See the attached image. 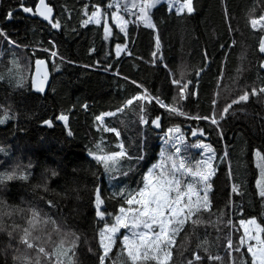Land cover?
Here are the masks:
<instances>
[{"label":"trees","instance_id":"1","mask_svg":"<svg viewBox=\"0 0 264 264\" xmlns=\"http://www.w3.org/2000/svg\"><path fill=\"white\" fill-rule=\"evenodd\" d=\"M114 1L47 0L53 19L45 22L23 11L31 7L35 12L38 0H0V118L9 117L0 124V172L30 173L27 181L14 179L0 186V221L9 230L13 224L29 228V241L49 252L66 237L61 254L53 257L60 264L69 263L70 258L75 264H100L98 232L104 221L96 215L95 189L99 188L103 200L100 210L113 217L119 214L123 199L113 194L143 186L146 173L158 160L161 135L179 127L190 143L201 140L211 145L216 172L210 179L211 212L201 211L185 224L176 237L170 264L190 260L193 264H230V259L241 264V253L229 256L228 240L233 247L239 246L241 220L256 218L264 226V198L256 185L260 179L256 152L264 155V93L250 95L247 102L232 101L245 91L264 87V52L259 50L264 29L250 24L251 19L264 15V0H193L191 15L178 14L163 3L150 15L155 28L129 24L125 36L115 28L109 38L103 25L85 21L97 6L104 12L113 9L108 6ZM56 21L59 28L52 26ZM120 43L125 49L117 54ZM39 59L48 62L52 74L45 93L38 92L33 83V68ZM181 73L182 83L191 81L183 93L186 99L172 83ZM145 89L187 115H172L154 100H133L125 107L129 99L143 96ZM228 104L232 107L223 113ZM139 105L144 106L143 112ZM107 113L116 115L102 122L96 119ZM213 114L218 128L210 119L189 118ZM61 115L67 117L66 124L59 119ZM141 116L148 120V136L140 126ZM157 117L160 133L151 128ZM105 128L117 129L120 136ZM121 142L133 158L123 160L121 170L131 167V171L126 176L113 173L115 180L110 185L103 166L89 153L119 151ZM140 155L144 159L137 161ZM233 185L239 187V194L232 191ZM30 209L37 210L47 223L30 227L26 222ZM197 218L202 223L193 226L191 220ZM106 219L112 222V217ZM69 233L79 236L74 257L68 249L75 237ZM21 235V229L13 233L16 239L9 248V237L0 232V264H26L24 256L36 264V250L19 244ZM121 248L122 243L116 242L106 264L112 260L130 264ZM197 254L200 261L195 260ZM14 255L21 260L14 261ZM39 259L40 264H49L42 254Z\"/></svg>","mask_w":264,"mask_h":264},{"label":"snow or ice","instance_id":"2","mask_svg":"<svg viewBox=\"0 0 264 264\" xmlns=\"http://www.w3.org/2000/svg\"><path fill=\"white\" fill-rule=\"evenodd\" d=\"M160 0H141L139 10V20L148 28H155L156 25L153 23L151 16L149 15V9L156 6ZM116 7H119V3L117 2ZM133 8L137 5L135 0H133L132 4ZM108 7H113V5H109ZM127 8L125 7V11ZM186 10L187 14L191 15L195 8L193 7V0H183V3L179 5L177 8V12L184 13ZM23 11L32 14H39L45 20H52V7L49 6L45 0H38V6L33 12V8L24 7ZM100 16L101 11L97 6V11L92 12L89 20L85 21V24L94 22L96 24H100ZM112 16L115 17L117 21H122L121 31H124V25L128 22L124 20L123 17L119 16L118 13H112ZM12 13L9 12L7 14V18L11 19ZM264 15H261L258 19H251L250 24L254 29H257L259 25V29H264ZM52 26L55 28H59L60 24L58 21L53 22ZM107 30V29H106ZM0 34H2V30H0ZM14 43V41H12ZM157 48H159V39L157 37ZM117 54L121 51V46H116ZM261 52H264V38H262L260 48ZM131 54V53H129ZM52 55H56V53H52ZM155 56L156 53H153ZM44 64V61L38 60L36 61V74L40 75L39 66ZM166 67V66H165ZM264 67V65H262ZM239 71V70H238ZM3 79V77H0ZM47 80V73L45 72L37 83L34 81V86L37 91H44V84ZM183 73L180 74V79H172V83L178 85V93L183 97L184 91L187 89L188 84L191 81L183 82ZM135 83V82H133ZM17 87H22V84H17ZM261 93H264V87L259 90L253 88L251 93L245 91L242 95L239 96L238 99L233 100L232 104H238L240 102H247L251 96H259ZM144 99L148 103H151L155 100V103L158 104L161 108H167L168 111L172 115H180L186 116L187 113L182 111L179 108L172 107L171 105H166L162 100L158 97H152L147 90H144L143 96H137L133 99H129L126 102L125 107L133 104V100H141ZM176 98H172V104H175ZM215 103V101H214ZM232 104H228L224 109L223 113H227L228 109L232 107ZM141 111H144V106L139 105ZM118 111H123V109H119ZM223 113L221 115V119H223ZM107 116H114L116 113H107ZM190 119H203V120H211L212 124L218 126V121L215 119V115L212 117L208 116H190ZM9 117L5 114L2 118H0V124L6 123ZM60 120L67 121V117L61 115L59 117ZM97 120L103 121V116H99L96 118ZM141 121L145 124L148 123V120L141 116ZM49 126L52 125L51 121H45ZM156 127H160L159 117L152 121ZM105 131L113 132L117 137L120 136V132L115 128H105ZM179 132V127L174 129H169V132ZM203 134V133H201ZM192 135H196L194 131ZM222 135V133H221ZM182 139V138H181ZM201 147L207 148L209 152H214L211 145H200ZM120 150L114 151L107 154H95L89 153L92 155L95 161L102 165L106 172L112 173L116 172L119 175L126 176L128 171H131V167L127 171H122L121 162L123 160H132L133 158L128 156L127 152L124 150L123 143H119L117 146ZM97 149L99 151H103L100 149V145H97ZM176 153H180V148L177 147L175 149ZM227 152H225V156ZM256 156L261 160H264V155H262L259 151L256 152ZM137 161H141L144 159L143 155L135 157ZM213 157L209 156L205 161H198L194 167H186L185 159L183 157L180 158L177 163L175 157L172 155L167 156V160L170 161V166L166 167L164 162L162 161L159 165H154L153 169L148 172L147 176L144 178L145 182L143 186L137 189L134 192L125 193L124 191H120L119 193H114L113 195H119L123 199V203L119 207V214L113 217L112 213H106V211L100 210V205L103 204V200L101 199L99 188L95 189V201L97 212L96 215L104 221V226L98 232V243L100 246L101 254L98 259L100 264H106V261L109 258L110 253L112 252L113 247L116 245L117 239L121 240L122 248L121 254L123 255L125 252L127 254V261L130 264H148V262H154V264H170L172 258V248L175 247L176 237L179 235L181 231L184 230L185 224L191 219L192 216H196L201 211L211 212V202L209 200V191L211 190V184L209 183L210 177L214 175V170L212 169V161ZM31 167V165H29ZM260 167V179L257 180L256 185L259 189V196L264 198V166L257 165ZM177 173H180L177 176ZM53 176H56L57 173L55 171L52 172ZM186 177H191L190 180H186ZM30 178V173L27 172H17L13 169L11 172H0V186H4L7 181L22 180L27 181ZM203 184V188L201 190H197L196 185ZM39 187V185H37ZM47 191V188H45ZM201 191L203 195H201ZM232 191L239 194V187L237 185L232 186ZM193 196L196 197L195 201H193ZM3 203V202H0ZM51 204V201H49ZM124 205H127L125 207ZM20 212L25 211L24 209H17ZM31 213L30 218H27V224L35 228L41 222L47 223L46 220L41 217L40 213L35 209L28 210ZM4 215H11V213L5 212ZM107 217H112V222L110 223ZM50 219V218H49ZM54 224L55 221H52ZM202 221L197 218L195 220H191V224L193 226L201 224ZM228 223H231L229 221ZM240 224L244 226V232L239 238V246L233 247L232 240L229 239L227 243V249L229 250V256L231 257L232 252L241 253V264H264V238L261 237V233H264V226L257 223L256 218H251L249 220H241ZM247 225H254V232L249 230ZM21 229L23 235L19 236L18 243L26 246L27 249H35L37 253L36 264H40V255L47 258L49 264H60L59 260H53L54 256L60 253V249L64 245V239L62 238L59 244L54 248L52 252L47 251L44 247L39 246L36 243L30 242L28 237L31 235L29 228L23 227L18 224H13L11 226V230L6 228L2 221H0V232H5L9 237L8 247L12 248L11 241L16 239L13 236V233L17 230ZM121 229H127L129 231V235H122V237L117 234L120 233ZM56 231H59L57 227ZM67 235H72L75 237V240L72 242L71 248L68 251L73 253V257L75 256V248L78 247L76 241L79 240V236H76L75 233H69ZM39 240V237H36ZM51 240V236H49V241ZM254 242V243H253ZM246 250V251H245ZM19 251V249H16ZM89 251H92L89 249ZM206 251V250H205ZM202 257L200 255H195V260L200 261ZM208 259L221 261L222 257L219 256H209ZM14 261H20V256H13ZM23 260L26 264H31V259L28 256H24ZM69 264H75L74 259L70 258ZM111 264H117L115 260L111 261ZM188 264H193V261H188ZM230 264H236L234 259H230Z\"/></svg>","mask_w":264,"mask_h":264},{"label":"rangeland","instance_id":"3","mask_svg":"<svg viewBox=\"0 0 264 264\" xmlns=\"http://www.w3.org/2000/svg\"><path fill=\"white\" fill-rule=\"evenodd\" d=\"M117 2L119 3V7L115 6ZM135 3L137 6L135 8H133V6H132L133 0H115L113 3V9H110L109 11H105V12H104V10L99 9L101 11V16H100L101 22H100V24H97V25H103L105 27V31H106L107 36L109 38L114 36L115 28L121 34H123V36H125L129 24H135L136 26H140V24H143L139 20V15H140L139 6L141 3V0H135ZM163 3H167L169 5L170 9L177 12V8L179 7L180 4L183 3V1L160 0V2L157 3L155 7L149 9V15H151V12L157 6H159ZM125 7L127 8L126 11H125ZM114 12L118 13L119 16L123 17L124 20H126L128 22L127 24L124 25V29H125L124 31H121V24L123 22L117 21L115 19V17L112 16V13H114ZM184 13H187L186 10ZM180 14H183V13H180ZM261 23H264V22H261ZM90 24H96V23L90 22ZM258 28H259V25L257 26V29ZM120 45H121V50H124L125 46L123 45V43H120ZM141 100H144V99H141ZM114 116L105 115L103 117V120L105 118L114 117ZM62 122L65 124L67 123V121H63V120H62ZM100 122H102V121H100ZM140 126L143 129L145 136H148L147 124L143 123L141 121V119H140ZM215 126L217 128L219 127V125L218 126L215 125ZM151 128H152V126H151ZM170 129H174V128H170ZM160 140L162 142L161 151H160V154L158 156V160L154 165H159L163 161L165 166L169 167L171 162L167 160V156L172 155L173 157H175L177 163L179 162L180 158L183 157L185 159L186 167H194L198 161H205L208 159L209 156H212L213 157V159L211 161L212 169L214 170V173L216 172V166H215L216 155H215V153L209 152L207 148L200 146V145H209L208 143L199 140L197 142H194V144H192L189 141H187V139L185 138V136L181 130L179 132L173 131L171 133L169 132V130H167L164 134L161 135ZM177 147L180 148V153H176L175 149ZM92 158H93V156H92ZM256 164L263 166V160H261L259 157L256 156ZM153 166L149 169V171H151L153 169ZM258 168L260 169V167H258ZM260 171H261V169H260ZM148 172L146 173L145 177L147 176ZM113 173H116V172H112V173L106 172L107 178H109V180H110V185H113L114 180H115ZM179 175H180V173H177V176H179ZM212 176L210 177V179L212 178ZM185 179L190 180L191 177H186ZM209 183H210V180H209ZM196 188H197V190H201L203 188V184L196 185ZM201 195H203L202 191H201ZM195 199H196V197L193 196V201H195ZM247 227L252 232V234H255V232H254L255 226L254 225H247ZM242 230L244 232L243 228H242ZM129 234L130 233L127 229H121L120 233H118L117 235L122 237V235H129ZM262 234L263 233H261V237H262ZM117 242H121V240L117 239ZM66 264H69V263L67 262Z\"/></svg>","mask_w":264,"mask_h":264},{"label":"water","instance_id":"4","mask_svg":"<svg viewBox=\"0 0 264 264\" xmlns=\"http://www.w3.org/2000/svg\"><path fill=\"white\" fill-rule=\"evenodd\" d=\"M45 2L47 3V0H45ZM48 4V3H47ZM24 13L25 14H27V15H29V16H31V17H38L40 20H42V21H45V22H50L49 20H45L42 16H40L39 14H32V13H27V12H25L24 11ZM51 16H52V19H53V12H52V14H51ZM39 60H41V59H39ZM38 61V60H37ZM42 61H44V64H41L40 66H39V68H40V75H37L36 74V67H37V65H36V62H35V64H34V68H33V82L34 81H36L37 83L40 81V79L42 78V76H43V74L46 72L47 73V80H46V82H45V84H44V91L43 92H41V93H45L46 91H47V89L49 88V86H50V84H51V81H52V74H51V71H50V66H49V64H48V62L46 61V60H42ZM208 67H209V64L207 65V67L205 68V71L208 69ZM198 78L200 79L201 78V74L198 76ZM38 92H40V91H38ZM159 123H160V121H159ZM152 129H153V131L154 132H156V133H160L161 132V126L160 127H156V125L155 124H152Z\"/></svg>","mask_w":264,"mask_h":264},{"label":"crops","instance_id":"5","mask_svg":"<svg viewBox=\"0 0 264 264\" xmlns=\"http://www.w3.org/2000/svg\"><path fill=\"white\" fill-rule=\"evenodd\" d=\"M241 227L244 229V226L241 225Z\"/></svg>","mask_w":264,"mask_h":264},{"label":"bare ground","instance_id":"6","mask_svg":"<svg viewBox=\"0 0 264 264\" xmlns=\"http://www.w3.org/2000/svg\"><path fill=\"white\" fill-rule=\"evenodd\" d=\"M49 4V3H48Z\"/></svg>","mask_w":264,"mask_h":264}]
</instances>
